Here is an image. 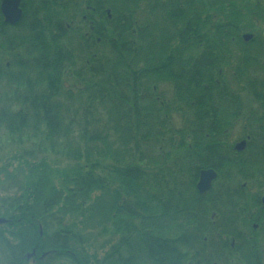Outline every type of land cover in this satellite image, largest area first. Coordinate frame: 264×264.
<instances>
[{
  "label": "trees",
  "instance_id": "16d2710c",
  "mask_svg": "<svg viewBox=\"0 0 264 264\" xmlns=\"http://www.w3.org/2000/svg\"><path fill=\"white\" fill-rule=\"evenodd\" d=\"M89 4L94 17L82 19L78 0H22L18 24L0 22V129L74 163L63 188L45 160L30 165L0 201V264L210 262L220 217L208 218L194 184L200 170L218 169L219 138L231 126L209 77L222 62L188 61L206 37L203 9L194 24L189 0ZM91 18L93 30H83ZM161 79L173 82L171 93L159 90ZM87 214L118 235L101 257L65 225L64 216Z\"/></svg>",
  "mask_w": 264,
  "mask_h": 264
},
{
  "label": "flooded vegetation",
  "instance_id": "af4514ba",
  "mask_svg": "<svg viewBox=\"0 0 264 264\" xmlns=\"http://www.w3.org/2000/svg\"><path fill=\"white\" fill-rule=\"evenodd\" d=\"M261 1L189 0L194 24L202 18L203 9L206 24L200 32L206 37L189 49L188 61L222 62L221 69L216 74L209 72V77L221 93L218 112L231 126L219 138V167L209 168L216 173L209 189L203 193L196 189L202 170L194 184L197 195L205 197L202 201L210 212L208 218L214 220L217 213L220 217L221 229L213 231L208 241V252L214 253L211 264H249L250 256L253 264H264V26L256 25ZM78 3L82 19L91 13L94 17L89 0ZM92 18L83 30H93ZM0 22L10 28L18 24H5L1 12ZM4 36L5 28L0 27V38ZM166 66L161 65L173 76V67ZM158 87L168 94L173 82L161 79ZM177 120L179 123L180 117ZM235 126L241 128V138L233 144L230 133Z\"/></svg>",
  "mask_w": 264,
  "mask_h": 264
},
{
  "label": "rangeland",
  "instance_id": "374dc122",
  "mask_svg": "<svg viewBox=\"0 0 264 264\" xmlns=\"http://www.w3.org/2000/svg\"><path fill=\"white\" fill-rule=\"evenodd\" d=\"M259 6L256 25L261 27L264 26V1H261ZM260 75V78H262L263 74ZM4 90L6 88L2 82L0 95L4 93ZM180 116L179 113L173 116L175 117V124H178L177 119ZM230 134L233 135V144L238 142V139L241 138V136H238L241 134V128L235 126ZM42 160H45L49 165L50 179L57 187L63 188L66 176L72 173L70 170L73 168L74 163L57 155L37 153L36 149L33 150L28 142L23 144L13 143L8 139L6 133L0 129V201L10 199L18 190V185L22 181V177L28 172L29 166L32 164L38 165ZM64 217H66L64 219L65 225H71L73 230L85 237L90 252L98 257L103 256L118 239L111 222L104 217H88V214L87 217L71 215ZM216 217H218V213ZM2 254L3 252L0 250V255ZM212 261L213 259L205 264H211ZM249 263H252L251 256Z\"/></svg>",
  "mask_w": 264,
  "mask_h": 264
},
{
  "label": "water",
  "instance_id": "95a60500",
  "mask_svg": "<svg viewBox=\"0 0 264 264\" xmlns=\"http://www.w3.org/2000/svg\"><path fill=\"white\" fill-rule=\"evenodd\" d=\"M20 0H2L0 3V12L4 19V23L8 25H14L19 22L22 17V10L20 7ZM216 178V173L212 169L202 170L199 173V180L196 185V189L199 193L206 192L211 182ZM5 221L0 219V224ZM33 253L27 255V260L31 258Z\"/></svg>",
  "mask_w": 264,
  "mask_h": 264
}]
</instances>
